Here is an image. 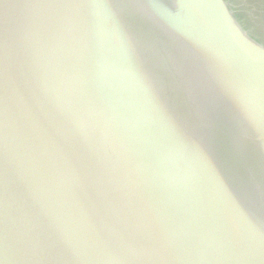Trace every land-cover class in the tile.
Returning <instances> with one entry per match:
<instances>
[{"label": "water", "instance_id": "water-1", "mask_svg": "<svg viewBox=\"0 0 264 264\" xmlns=\"http://www.w3.org/2000/svg\"><path fill=\"white\" fill-rule=\"evenodd\" d=\"M237 11L0 0V264H264V41Z\"/></svg>", "mask_w": 264, "mask_h": 264}, {"label": "flooded vegetation", "instance_id": "flooded-vegetation-1", "mask_svg": "<svg viewBox=\"0 0 264 264\" xmlns=\"http://www.w3.org/2000/svg\"><path fill=\"white\" fill-rule=\"evenodd\" d=\"M245 27L256 37L264 33V0H231ZM252 30V31H251Z\"/></svg>", "mask_w": 264, "mask_h": 264}, {"label": "rangeland", "instance_id": "rangeland-1", "mask_svg": "<svg viewBox=\"0 0 264 264\" xmlns=\"http://www.w3.org/2000/svg\"><path fill=\"white\" fill-rule=\"evenodd\" d=\"M260 40L264 41V33L260 34V37H258Z\"/></svg>", "mask_w": 264, "mask_h": 264}]
</instances>
